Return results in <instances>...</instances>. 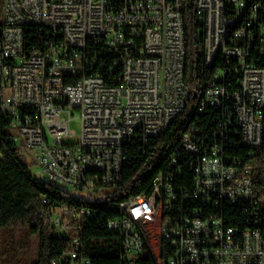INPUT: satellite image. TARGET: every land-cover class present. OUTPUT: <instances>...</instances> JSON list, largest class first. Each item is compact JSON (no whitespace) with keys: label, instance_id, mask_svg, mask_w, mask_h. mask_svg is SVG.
I'll return each instance as SVG.
<instances>
[{"label":"built area","instance_id":"built-area-1","mask_svg":"<svg viewBox=\"0 0 264 264\" xmlns=\"http://www.w3.org/2000/svg\"><path fill=\"white\" fill-rule=\"evenodd\" d=\"M193 8L200 117L149 191L115 202L123 167L152 161L154 143L189 97L181 0H1L0 120L8 138L31 151L40 178L115 208L106 227L119 238V264H264L256 156L264 135V0H193ZM232 32L239 39L226 43ZM74 114L78 135L68 127ZM183 168L189 185L176 183ZM47 210L70 238L52 264H93L81 229L95 209Z\"/></svg>","mask_w":264,"mask_h":264},{"label":"trees","instance_id":"trees-1","mask_svg":"<svg viewBox=\"0 0 264 264\" xmlns=\"http://www.w3.org/2000/svg\"><path fill=\"white\" fill-rule=\"evenodd\" d=\"M1 4V0H0ZM181 13L184 25L186 64L185 81L189 89V97L182 112L171 121L154 143L153 159L149 164H141L139 159L123 167L122 187L115 194V202L128 195L149 191L156 173L164 169V159L178 145L179 138L186 131L187 125L193 117H200L197 112V97L193 87V75L198 66L194 35L196 23L194 20L193 0H181ZM66 76L67 71L65 70ZM195 79V77H194ZM199 115V116H198ZM5 123L0 120V264H29L14 261L16 248L7 254L5 241L1 233L19 230L24 241L19 248L28 250L30 236L37 235L38 249L35 264H52V259H59L69 249L70 238L62 236L51 222L48 206L66 204L69 206L89 205L95 209L94 213L84 217L81 235L84 241V251L91 258L93 264H119L121 246L116 233L106 227L109 218L116 216L112 206H104V201L87 202L81 196L68 194L66 191L33 176L28 165L21 159L18 147L9 140ZM258 159V174L264 171V135L262 145L256 151ZM191 173L183 168V178L177 184L189 185ZM117 191V192H118ZM47 198V203H41V196ZM227 214L235 216L234 224L243 227L236 207H229ZM260 227L264 229V210L261 213ZM233 224V225H234ZM60 264H66L65 262Z\"/></svg>","mask_w":264,"mask_h":264},{"label":"rangeland","instance_id":"rangeland-1","mask_svg":"<svg viewBox=\"0 0 264 264\" xmlns=\"http://www.w3.org/2000/svg\"><path fill=\"white\" fill-rule=\"evenodd\" d=\"M69 129L75 130L76 135L80 133V120L76 117V114H74V118L71 119L68 122ZM21 159L28 165L30 173L35 177H42V174L40 172L39 167L37 166L36 160L31 156V151L28 149L23 148L19 151ZM81 196L85 201L91 202L94 199L85 194H75ZM21 231L17 230L14 233H10L9 231H6L5 233H1L3 236V239L5 241L4 248L6 249V253L11 254L13 253V250H10L11 248H16V253L14 255V261L18 262H26L29 264H35L36 262V255H37V249H38V238L37 235L30 236V244L28 247V250L24 248H19L21 243L25 240L22 236Z\"/></svg>","mask_w":264,"mask_h":264},{"label":"bare ground","instance_id":"bare-ground-1","mask_svg":"<svg viewBox=\"0 0 264 264\" xmlns=\"http://www.w3.org/2000/svg\"><path fill=\"white\" fill-rule=\"evenodd\" d=\"M241 17H249V7H241ZM235 39H239V32L226 33V43H233ZM22 53H32V46H22ZM19 61H26V54H19ZM57 76L59 82H67V76L64 69H57ZM200 114V109H197ZM199 116V115H198ZM182 137H186V131ZM160 170L158 173H161ZM100 200H93V202H99ZM122 202V200L116 201ZM85 208L93 209L89 205H85ZM139 263H146V255H139Z\"/></svg>","mask_w":264,"mask_h":264},{"label":"water","instance_id":"water-1","mask_svg":"<svg viewBox=\"0 0 264 264\" xmlns=\"http://www.w3.org/2000/svg\"><path fill=\"white\" fill-rule=\"evenodd\" d=\"M193 97H195V95Z\"/></svg>","mask_w":264,"mask_h":264}]
</instances>
